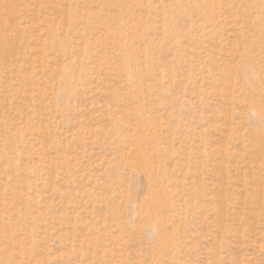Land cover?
<instances>
[{
    "label": "rangeland",
    "instance_id": "obj_1",
    "mask_svg": "<svg viewBox=\"0 0 264 264\" xmlns=\"http://www.w3.org/2000/svg\"><path fill=\"white\" fill-rule=\"evenodd\" d=\"M0 264H264V0H0Z\"/></svg>",
    "mask_w": 264,
    "mask_h": 264
}]
</instances>
